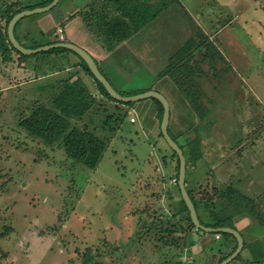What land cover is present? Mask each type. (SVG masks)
<instances>
[{
    "label": "rangeland",
    "instance_id": "obj_1",
    "mask_svg": "<svg viewBox=\"0 0 264 264\" xmlns=\"http://www.w3.org/2000/svg\"><path fill=\"white\" fill-rule=\"evenodd\" d=\"M85 1L60 0L47 11L24 16L22 22L16 25V34L22 43L29 45L48 35L62 41L66 40V36L57 28V25H62L68 34V41L80 45L97 57L96 50L102 47L100 45L103 41L96 40L81 16H74L77 10L75 7L82 6ZM205 5L208 6V3L205 2ZM68 11L70 16L66 14ZM250 12L264 15L262 9ZM35 20L38 25H33ZM25 21L30 23L26 27L23 26ZM175 23L173 28L178 30L174 32L176 34L179 31L182 33L189 26L184 18L177 19ZM251 27L259 29L261 26L255 21ZM235 29L236 32L229 29L230 39V33L235 35L237 32L239 37L246 39V32ZM27 30L30 32L25 37ZM41 30H45L48 35L42 36ZM140 38L134 35L127 39L125 46L128 48L117 49L107 45L110 53L104 65H100L106 74L100 69L116 89L136 91L154 88L163 93L172 104V134L181 133L182 130L190 132L194 128L196 136L203 134L202 139L198 136V144L201 147L205 145L198 162L202 174L198 175H203L207 170L215 171L210 165L216 162L223 147L236 144L232 147V154H235L238 147L245 144L242 154L250 162V150L252 154H264V104L247 92L246 83L241 80L237 82L242 87L240 94L220 99L219 104L210 92L206 94L203 102L205 104L207 100V106H211L201 118L196 111V114L191 111L192 106L185 101L173 77L161 74L171 59L167 55V61L164 55L168 49L165 53L163 50L164 45L165 48L169 46L166 43L167 37L162 38L158 33L149 32ZM135 44L136 47L143 44L146 49L147 66L135 56ZM255 52L258 57V51ZM69 53L72 58L78 57ZM13 54V58L4 60L0 50V264H170L179 260L174 257V251L167 249V245L161 241H157L160 248L143 258H140L141 252L135 256L133 248H130V253L128 250V254L120 250L112 252L117 245L123 249L125 243L130 242V235L138 227L136 219L140 218L134 217L133 213L147 204L140 202V192L148 190L149 171L160 162L166 151L172 152L164 136H154L148 123L144 124L142 120L136 119V123H131L129 117L134 114L128 113L96 168L69 158L61 144L46 143L21 127L19 121L35 102L42 100L51 91L56 80L68 74L67 69L56 73L52 70L74 60L67 54L55 52L26 54L29 57L25 58V65L34 60L37 66L22 68L18 66L22 58L16 52ZM261 69L264 71L263 67ZM229 71L236 74L232 69ZM211 87L212 83L208 89ZM143 100L136 101L134 105L137 102L142 104ZM137 107L141 110L138 104ZM129 108L124 107L123 111ZM138 116L143 118L140 114ZM180 136L176 135L179 143L186 145L187 142ZM253 165L252 162L250 167ZM251 173L261 175L262 172L255 173L253 169ZM190 174L189 167L188 177ZM258 177L254 176L260 184L263 183L264 179ZM216 183L213 176L207 177L198 188L205 190L208 187L212 191ZM259 187L256 183L255 188ZM249 194L254 196L253 193ZM156 198L154 195L148 201ZM204 220L209 222L206 216ZM148 221L147 218L145 222ZM145 229L143 227L139 233H147ZM263 231L264 226L260 222L248 225L243 230L247 240L262 236L253 243V252L258 257L264 256ZM166 235L160 231L155 238ZM174 241L168 244L172 245ZM218 241L224 245V240ZM193 264L200 263L197 259Z\"/></svg>",
    "mask_w": 264,
    "mask_h": 264
},
{
    "label": "trees",
    "instance_id": "obj_2",
    "mask_svg": "<svg viewBox=\"0 0 264 264\" xmlns=\"http://www.w3.org/2000/svg\"><path fill=\"white\" fill-rule=\"evenodd\" d=\"M51 1L0 0V50L4 55V60L13 58V52L19 54V58H22L20 61H26L25 58L29 57L18 50L9 38L8 24L12 17L24 9L44 6ZM175 2L177 0H92L90 9L84 11L83 15L88 26L93 31L100 33V35L102 34L106 43L112 48L129 38L137 29L153 20L161 11ZM22 20L23 18L17 22V26ZM29 32L30 30L25 35L26 37ZM40 33L42 36L48 35L45 30H41ZM16 36L19 39L17 34ZM58 41L61 40L52 39L48 35L44 39L36 40L31 45L23 44L28 47H38ZM42 52H55L57 54L72 52L78 56V61L68 62L67 65H62L52 70L55 72L67 69L68 74L53 83L51 91L42 100L34 103L29 112L20 119L19 125L48 144H61L69 158L76 159L85 166L96 168L111 140L120 129L122 122L128 117V110L123 111V108L132 107L136 101L125 102L112 97L103 83L95 77L87 62L74 50L67 47H54L32 55ZM77 65L92 77L98 92L102 96L101 98L98 97L97 93H93L90 90L87 83L80 76H76L77 71H69L70 68ZM36 66L37 64L34 67ZM230 68L231 65L225 55L198 26L197 32L188 39L182 48L171 56L170 63L161 71V74H170L173 77L184 97L196 113L203 118L207 108V100L205 104L203 102V97L206 96L203 77L206 75L213 78L219 73L227 72ZM149 89L136 91L118 90L124 95H131ZM149 98H152L159 106V119L161 121L164 111L162 102L155 97ZM110 102H113V106L107 105ZM169 132L171 133L170 127ZM160 134L163 137L161 130ZM171 135L179 143L178 137L172 133ZM188 140L189 149L187 155L185 153V145L179 143L184 149L187 158V174L188 168L196 163L202 155V147L198 144L199 137L195 136ZM171 155L176 160V178L179 182V155L174 149H172ZM178 182V190L181 192ZM186 186L196 205L201 222L207 226L235 227L232 221L233 214L236 212H247L251 210L249 205L252 206L254 204L253 198L241 191L239 192L235 185L232 184H228L226 187L215 186L212 191L208 187L204 190L198 187ZM180 202L184 213L183 221L188 227L195 228L190 210L182 194ZM205 216L209 222L204 220ZM174 225L176 224H173L172 220L167 221L160 216H154L147 224L144 223L143 227H146L145 231L147 233L153 232L154 237L158 236V232L164 231L167 234L166 236L154 239L165 243L167 246L169 241L176 240L171 246L175 245L178 247L180 245L179 237L170 236L178 228H172ZM198 230L209 233L202 229ZM213 233L215 235L219 233L221 237L224 236V244L233 243L230 251H227L219 258L218 262H221L236 249L238 240L232 233ZM157 245L159 248V243ZM119 250L120 252L123 251L117 245L112 252H118ZM240 256L241 253L235 258Z\"/></svg>",
    "mask_w": 264,
    "mask_h": 264
},
{
    "label": "crops",
    "instance_id": "obj_3",
    "mask_svg": "<svg viewBox=\"0 0 264 264\" xmlns=\"http://www.w3.org/2000/svg\"><path fill=\"white\" fill-rule=\"evenodd\" d=\"M91 1L92 0H86L83 4L81 3L82 6L77 5L75 7L77 10L74 11V16L79 15L84 20L83 12L90 9ZM205 2L208 3V6L205 5ZM254 9H262L264 11V0H177V2L171 4L169 7L161 11L153 20L147 22L139 29H137L129 38L134 35L140 38L149 32L158 33L162 38L167 37L168 40L166 43H168L169 46L168 48H165L164 45L163 48L164 53L168 49V51L164 54L167 58V55L171 57L180 48H182L188 41V39H190L191 36L197 32L199 26L203 33L205 35H208L209 38L214 41L215 45L220 49V51L225 55L227 61H229L231 65L230 69H232L233 72H236V74L231 73L229 69L227 72L219 73L216 77L213 78L211 76L205 75L203 77L204 92L206 94L210 92V95L215 97L216 103L219 104L220 99L237 97L240 94V92L242 91V87L237 82L241 80L242 82L246 83V87L248 89L247 92L256 97V99L261 104H264V93L262 92L264 90V71L261 69V67L264 68V15H254L250 12ZM66 14L70 16L69 11L66 12ZM179 18L186 19V22H188L189 26L188 28H185V30H182V33H180L179 31L178 34H176L174 32H177L178 30H175L173 27L176 24L175 21ZM178 21L180 27V20ZM255 21H257L259 26H261L258 27L259 29H254L253 27H251L255 23ZM84 23L90 33L94 35L96 40L103 41L100 45L102 47L99 50H96L97 57H95L94 55V58L96 59L98 66L104 72L101 66L104 65L103 63H105V60L108 58V55L110 53V51H108L106 47L108 44L106 43L102 34L100 35V33L93 31L88 26L85 20ZM234 23L239 27H236ZM28 24L30 23L25 21L23 26L26 27ZM33 25H38L36 20ZM58 27H61L63 29V33L67 39L68 34L65 31L64 26L57 25V28ZM235 28L241 30V32H246V39L239 37V32L235 33ZM229 29L235 31V35L230 33L231 39L229 37ZM177 36H179V38ZM127 39L123 40V42L121 43L116 44L114 48H128V46H125ZM19 40L22 42L20 37ZM139 40H142V38H140ZM142 45L139 44L136 47L135 44V56L142 62V64H145L147 66L148 61L146 62L145 60L146 49ZM256 50L258 51V57L257 53L255 52ZM64 54H67V56L69 55L72 58L71 53L65 52L61 55ZM97 59H99L100 62H98ZM72 60L76 62L78 61V58L75 57L72 58ZM151 60L153 63L154 58H152ZM25 63L26 61L24 60L20 61L18 66L21 65L22 68H26V66L34 67L37 64V61L31 60L29 64L26 65ZM256 64L258 65L256 66ZM166 65H168V63ZM256 67L258 68L256 69ZM70 69L72 71H77L76 76H80L87 83L90 90L93 93H97L99 98L102 97L98 92L97 86L94 83L92 77L85 73V71L79 65L74 66ZM53 73L50 74L52 75ZM211 83L212 87L208 89V86L211 85ZM185 101L188 103V100L186 98ZM138 102L137 104L140 106L141 110H138L136 104L128 109V113L134 114L132 116H134L137 121L142 120L144 124L148 123V128L154 134V136H161L160 130L162 120L160 121L159 119V106L157 105V103H155L152 98H145L142 104ZM108 104L113 106V102H110ZM188 105L191 107L190 103H188ZM170 106L171 116L169 127L173 117L171 102ZM210 106L211 105H209V107L207 106L206 112L210 110ZM191 109V111L195 113L194 108L191 107ZM138 114L142 115L143 118L140 119ZM130 118L131 115L129 117V121L131 123L137 122H132ZM178 134L181 135L180 137L184 141L188 142V139L196 136L197 131L194 128L191 129L190 132L182 130L181 133L179 132L175 135ZM197 136H200L202 139L203 134L199 133ZM229 141L236 140L229 139ZM251 141L255 143L254 139H252ZM235 146L236 144L232 147L234 148ZM244 146L245 144H243L242 147L239 146L237 152L235 151V154H232V147H223V151H221L220 156L218 157L216 162L210 165V167H213L215 171L210 172L209 170H207L201 176L198 175V173H201L199 172L200 169L198 159L196 163L190 166L191 174L189 175V177L187 174L188 181L186 182V185L196 188L203 182L205 178L213 176L215 181L217 182V187H226V185L232 184L235 185L239 192L241 191L242 193L250 195V197L253 198L254 204H252V206L249 205V207H251V210L241 213L236 212L232 216V221L235 226L234 228L238 229L241 232L244 237L245 244L240 252L241 256L238 258H234L235 260L232 259L228 264H264V256L260 255L258 257L257 254L253 252V243L259 240L262 236H260L259 239L254 237V239L250 238L249 240H247L243 232V230H246V227L248 225L255 224L256 222H260V224L264 226V182H261L260 184L254 178V176H259L258 178L262 177L264 179V154L262 156L260 155V153L256 154L253 152L254 154H252V151L250 150V162L245 159L247 156H244V154H242ZM253 147L254 146H252L251 148ZM184 148L187 155L189 149L188 145L186 144ZM252 162L254 165L250 167ZM253 169H255V173L262 172L261 175H253L251 173ZM211 173L214 174L212 175ZM173 177H177L176 160L171 155V153L166 151L162 155L160 162H158V164H156V166H154V168H151V170L149 171V175L147 176L148 180H150L148 181V183L150 184L147 186L148 190H142L140 192V202L147 203L146 207L149 209L150 213L148 212V209L146 207H139V209L135 210V212L133 213L134 217H140L138 220L136 219V225L138 227L135 228L133 232L134 235H130L131 240L130 242L127 241L125 243L122 252L128 254V250L130 248H133L134 251L130 249L129 253L130 251H132L135 253V256H139V253L141 252L142 256L140 258H143L150 253L153 254L154 251L158 249V242L154 239V235L152 237L149 236V233H144V231L141 234L139 232L142 231L144 223L147 224L150 220L153 219L154 216H160L167 221L172 220L173 224H176L172 228L178 227L170 236L179 237L180 247H177L175 245H168L167 249L171 250V252L174 251V257L179 258V260H175L176 258H174L173 260H175V262L172 261L170 264H193L197 259L200 264H218L219 258L227 251H230L233 243L220 245L218 243V240H224V236L217 238L213 232L204 233L199 231L196 227L190 228L187 226V224L182 219L184 217V213L182 212V204L180 202L181 192L178 190L177 182H172ZM256 183H258L260 186L258 189L255 188ZM249 193H253L254 196ZM154 195L157 197L156 200L152 199L148 201ZM146 215L149 219L148 222H145L147 218L144 217ZM262 233L264 235V231ZM132 257H134V254H132Z\"/></svg>",
    "mask_w": 264,
    "mask_h": 264
},
{
    "label": "water",
    "instance_id": "obj_4",
    "mask_svg": "<svg viewBox=\"0 0 264 264\" xmlns=\"http://www.w3.org/2000/svg\"><path fill=\"white\" fill-rule=\"evenodd\" d=\"M59 1L60 0H53L47 5L38 6L32 9H24L16 13L8 24V34H9V38L12 44L24 54H33V53L45 51V50H48L54 47H67L77 52L87 62L89 68L91 69L95 77L100 82L103 83V85L106 87L107 91L110 93L112 97L118 100H121V101H125V102H133V101H138V100L149 98V97H155L162 102L164 111H163V117L161 121V132L164 138L166 139L167 143L169 144V146L172 149H174L179 155L180 163H179V182L178 183H179L182 197L185 200L190 210V215H191V218L193 220L195 227L198 229L207 231V232L232 233L236 236L238 240V245L236 249L229 256H227L221 262L218 263V264H228L232 259H234L241 252L245 244L244 237L241 234V232L234 227H231V226L212 227V226H207L201 222L200 217L198 215L196 205L186 186L187 158L184 153V149L180 146V144L173 138V136L169 132L171 108H170V102L168 101L166 96L160 91L155 90V89H149V90L131 94V95H124L120 93V91L114 87V85L108 79V77L101 71L94 56L88 50H86L85 48L81 47L80 45L72 41L62 40V41H58L54 43L40 45L38 47H28V46H25L23 43H21V41L17 38L15 34V27L17 25V22L21 18L27 15H31L36 12L47 11L51 9L52 7H54Z\"/></svg>",
    "mask_w": 264,
    "mask_h": 264
},
{
    "label": "built area",
    "instance_id": "obj_5",
    "mask_svg": "<svg viewBox=\"0 0 264 264\" xmlns=\"http://www.w3.org/2000/svg\"><path fill=\"white\" fill-rule=\"evenodd\" d=\"M59 29H60L61 31H63L62 28H59ZM63 38H64V37H63ZM130 119H131L132 122L136 121V118H135L134 116H131ZM172 182H175V183H176V182H178V179H177L176 177H173ZM216 237H217V238H220V237H221V234H219V233L216 234Z\"/></svg>",
    "mask_w": 264,
    "mask_h": 264
}]
</instances>
